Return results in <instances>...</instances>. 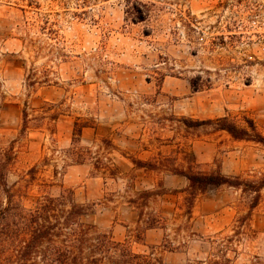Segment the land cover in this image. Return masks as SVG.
I'll use <instances>...</instances> for the list:
<instances>
[{
  "label": "rangeland",
  "instance_id": "374dc122",
  "mask_svg": "<svg viewBox=\"0 0 264 264\" xmlns=\"http://www.w3.org/2000/svg\"><path fill=\"white\" fill-rule=\"evenodd\" d=\"M25 110L30 129L22 134ZM223 117L242 128L253 120L264 136V0H0V147L14 146L8 182L24 207L71 190L94 209L85 223L118 243L132 235L134 253L154 248L166 264L205 261L210 241L235 236L236 221L252 211L230 256L264 264V146L180 121ZM77 120L93 126L78 145L90 150L82 151L87 164L54 178L64 152L77 158L68 154ZM105 157L119 169L115 178L92 167ZM130 158L243 185L200 194L190 219L183 193L133 208L128 201L152 183L182 191L188 182L162 171L143 181ZM141 212L160 221L137 241Z\"/></svg>",
  "mask_w": 264,
  "mask_h": 264
},
{
  "label": "trees",
  "instance_id": "16d2710c",
  "mask_svg": "<svg viewBox=\"0 0 264 264\" xmlns=\"http://www.w3.org/2000/svg\"><path fill=\"white\" fill-rule=\"evenodd\" d=\"M60 114H53L51 120L56 122ZM187 129L214 128L217 132H225L236 141H253L264 146V136L258 131L253 120H247V128H242L232 122L228 117L216 120H193L183 118L180 120ZM30 119L27 111L23 112V126L21 133L25 134L29 129ZM93 128L88 122L81 124L78 120L74 124L73 148L68 152L75 160L66 156L64 152L62 167H56L53 176H63V170L68 166H82L87 164L84 152L90 150L78 148L81 144L83 131ZM103 144L115 150L110 141L104 140ZM107 149L106 147H104ZM103 148V149H104ZM79 150V151H78ZM17 154L14 146L7 149L0 147V264H166L162 258L154 256V248L149 254H136L132 251L129 235L124 243L113 240L110 233L100 231L94 224L85 223L86 216L94 214V209L80 204L73 191L64 190L58 196L47 194L37 200L33 208H26L16 199L15 186H10L8 174L10 168L15 164ZM136 169L147 173H165L171 176L183 177L187 180L188 186L182 191H169L163 185L152 190L137 192L136 198L128 201L133 208L141 206L148 207L153 199L166 195L185 194V214L191 218L197 197L213 187L227 186L240 189L243 182L238 177H227L221 174H203L189 169L180 168L177 165L170 167L163 166L161 162L142 161L130 158ZM71 160V163L68 162ZM106 163L93 164L96 171H106L110 177L115 178L119 169L113 161L105 157ZM48 165V163L46 164ZM102 166V167H101ZM113 166V167H111ZM36 165L31 173L37 172ZM264 188V180L260 182L257 191ZM20 197V196H19ZM258 198L252 205L253 210L257 205ZM236 221L235 236L223 237L211 240L213 246L205 261L195 264H233L232 254L238 253L236 240L239 235H245L248 224L244 220H250L251 213ZM160 220L152 219L151 222L143 220V212L139 213L138 227L134 238L141 241L145 232L159 227ZM142 225L145 229L141 230ZM132 233V234H135ZM239 238V237H238ZM165 243L168 245L169 242ZM171 252L175 248L167 247Z\"/></svg>",
  "mask_w": 264,
  "mask_h": 264
},
{
  "label": "crops",
  "instance_id": "0c3cea01",
  "mask_svg": "<svg viewBox=\"0 0 264 264\" xmlns=\"http://www.w3.org/2000/svg\"><path fill=\"white\" fill-rule=\"evenodd\" d=\"M145 161H147V160H145ZM134 170V172L136 173V174H142V175H144L146 178H145V180H143V181H147V182H150V179L152 178H154V174H150V173H145L144 172V170H138V169H135L134 167H132V169H131V171H133ZM157 185H154V183H152V186H150V187H145V188H143L144 190H152V189H154L155 187H156Z\"/></svg>",
  "mask_w": 264,
  "mask_h": 264
}]
</instances>
